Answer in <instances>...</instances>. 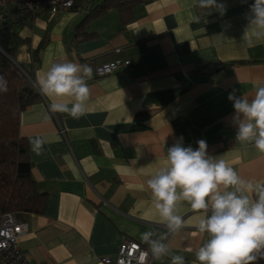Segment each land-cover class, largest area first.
<instances>
[{
	"label": "crops",
	"instance_id": "obj_1",
	"mask_svg": "<svg viewBox=\"0 0 264 264\" xmlns=\"http://www.w3.org/2000/svg\"><path fill=\"white\" fill-rule=\"evenodd\" d=\"M218 2L223 14L204 13L196 0H142L125 26L116 10L96 18L86 40L76 37V27L87 12L76 9L57 15L43 10L22 23L24 13L11 9L2 20L12 29L0 35V46L14 50L16 63L29 67L31 51L40 47L35 83L53 62L93 69L83 116L49 112L40 92L42 100L19 116L32 178L46 194L41 214L18 216L28 226L19 246L31 263L100 264L125 240L148 248L140 236L153 231L169 254L151 264H171L172 255L193 264L207 239L198 230L202 210L178 201L182 225L172 232L147 186L179 137L193 148L205 140L208 153L222 156L242 180L264 184V153L236 140L228 100L234 89L252 97L264 86V37L249 28L254 0ZM119 56L129 61L127 68L95 74L96 66ZM35 137L45 141L39 154L30 145Z\"/></svg>",
	"mask_w": 264,
	"mask_h": 264
},
{
	"label": "clouds",
	"instance_id": "obj_2",
	"mask_svg": "<svg viewBox=\"0 0 264 264\" xmlns=\"http://www.w3.org/2000/svg\"><path fill=\"white\" fill-rule=\"evenodd\" d=\"M196 2L204 13L225 11L218 0ZM247 18L249 28L264 37V0H254ZM92 75L88 64L66 61L47 67L36 84L49 100V112L72 118L83 116L89 99L87 80ZM7 90V80L0 75V93ZM236 91L228 95L234 109L231 121L237 129L236 140L253 142L264 153V86L257 87L252 97L237 95ZM44 143L40 137L30 139L32 150L38 154ZM197 145L185 146L183 137H179L167 148L166 166L147 180L154 208L172 232L182 225V218L175 211L178 201H187L191 208L202 210L198 230L207 239L196 250L193 264H258L264 260V184L242 180L222 156L208 153L205 140H198ZM140 238L148 245L140 253L141 264L149 255L159 259L169 254L167 244L162 238H155L153 231L141 233ZM171 264L186 261L183 256L172 255Z\"/></svg>",
	"mask_w": 264,
	"mask_h": 264
},
{
	"label": "trees",
	"instance_id": "obj_3",
	"mask_svg": "<svg viewBox=\"0 0 264 264\" xmlns=\"http://www.w3.org/2000/svg\"><path fill=\"white\" fill-rule=\"evenodd\" d=\"M141 1L92 0L85 18L76 27V37L81 40L90 38L91 35L86 34L85 30L91 22L110 10L119 13L122 26L127 25L132 20L133 9ZM7 14L1 15L0 35L12 29V24L2 21ZM28 15L32 14L24 13L19 23ZM14 39L18 43H26L17 37ZM0 48L14 60L13 49ZM39 51L40 47L31 51L29 67L20 64L17 67L0 52V75L8 83L7 92L0 93V218L5 214H13L17 219L23 214L39 215L45 207L46 194L39 192L36 187L26 142L19 135L20 114L42 100L33 78V71L39 62Z\"/></svg>",
	"mask_w": 264,
	"mask_h": 264
},
{
	"label": "built area",
	"instance_id": "obj_4",
	"mask_svg": "<svg viewBox=\"0 0 264 264\" xmlns=\"http://www.w3.org/2000/svg\"><path fill=\"white\" fill-rule=\"evenodd\" d=\"M92 0H0V18L16 9L25 14H36L47 10L52 15L76 9L88 12ZM119 53V52H118ZM129 61L118 57L113 61L95 67L98 77L112 74L119 68H127ZM28 226L13 214H5L0 219V264H33L29 257L21 250L19 239L27 234ZM147 250L137 242L125 240L114 257H103L100 264H141L140 253ZM154 258L149 255L144 264H151Z\"/></svg>",
	"mask_w": 264,
	"mask_h": 264
},
{
	"label": "water",
	"instance_id": "obj_5",
	"mask_svg": "<svg viewBox=\"0 0 264 264\" xmlns=\"http://www.w3.org/2000/svg\"><path fill=\"white\" fill-rule=\"evenodd\" d=\"M0 52H2L14 65H16L17 67H19V64L16 63L13 59H11L5 51H3L1 48H0Z\"/></svg>",
	"mask_w": 264,
	"mask_h": 264
}]
</instances>
